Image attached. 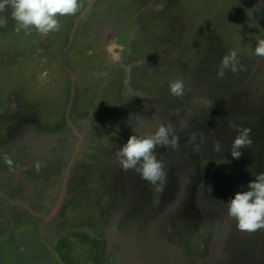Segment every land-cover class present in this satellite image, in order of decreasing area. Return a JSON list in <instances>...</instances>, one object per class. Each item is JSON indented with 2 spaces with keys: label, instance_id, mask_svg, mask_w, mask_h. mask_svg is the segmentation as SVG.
I'll use <instances>...</instances> for the list:
<instances>
[{
  "label": "rangeland",
  "instance_id": "rangeland-1",
  "mask_svg": "<svg viewBox=\"0 0 264 264\" xmlns=\"http://www.w3.org/2000/svg\"><path fill=\"white\" fill-rule=\"evenodd\" d=\"M2 15L0 264H264V230L226 207L264 172V0H81L47 35ZM231 50L245 70L218 79ZM160 123L180 136L156 150L163 192L115 156ZM236 126L252 129L239 159Z\"/></svg>",
  "mask_w": 264,
  "mask_h": 264
},
{
  "label": "clouds",
  "instance_id": "clouds-1",
  "mask_svg": "<svg viewBox=\"0 0 264 264\" xmlns=\"http://www.w3.org/2000/svg\"><path fill=\"white\" fill-rule=\"evenodd\" d=\"M80 7L81 0H0V21L5 19L2 14L11 9V18L20 28L25 30L34 28L38 33L47 35L59 31L60 18L74 16ZM255 55L264 58V39L257 41ZM225 70H230L232 73L245 70L236 50H231L222 58L217 72L218 79L225 76ZM47 75V72L41 73V78L44 79ZM169 90L176 98L182 99L186 95V85L180 79L170 83ZM211 104L212 102L209 106ZM236 131L237 135L232 142L230 154L234 159H239L243 154L241 150L249 148L253 143L252 129L236 126ZM188 142L193 145V152L198 153L205 141L201 138L197 143V134L193 132ZM158 147L172 151L179 150L180 136L171 124L160 123L156 126V130L148 135L130 136L127 143L115 152V156L123 171L134 170L141 180L159 185V191L163 192V186L167 184L168 172L165 170L164 160L158 157L156 151ZM212 151L221 153L222 144L219 140L212 143ZM3 159L6 164L12 165L13 161L8 155H4ZM42 166V163L37 161L36 171L39 172ZM247 189L237 192L226 204L227 214L236 222L239 231L254 233L264 230V172L256 174L254 180L248 183Z\"/></svg>",
  "mask_w": 264,
  "mask_h": 264
},
{
  "label": "flooded vegetation",
  "instance_id": "flooded-vegetation-1",
  "mask_svg": "<svg viewBox=\"0 0 264 264\" xmlns=\"http://www.w3.org/2000/svg\"><path fill=\"white\" fill-rule=\"evenodd\" d=\"M41 179V178H40ZM181 187L179 188V187H177V188H175L178 192H180V193H178V196H180V197H182V199H184V196H185V193H186V191L185 190H183V193L181 192L182 191V189H184L185 188V184L184 183H181ZM47 190H48V188H47ZM52 190H54V189H52ZM180 190V191H179ZM43 203H44V200L42 201ZM46 204V202L44 203V205ZM132 252V251H131ZM133 253H134V251H133Z\"/></svg>",
  "mask_w": 264,
  "mask_h": 264
},
{
  "label": "water",
  "instance_id": "water-1",
  "mask_svg": "<svg viewBox=\"0 0 264 264\" xmlns=\"http://www.w3.org/2000/svg\"><path fill=\"white\" fill-rule=\"evenodd\" d=\"M183 190L187 191L186 184H185V188H184ZM178 197H179V196H178ZM178 197H176V202H177V200H178V202L181 200V199L178 198ZM183 200L186 202V199H185V198H184ZM184 201L179 202L178 204L181 205ZM58 203H59V201H58ZM57 205H58V204H57ZM56 208H57V207L55 206V209H54L53 211H55ZM255 258H256V257H255ZM217 264H218V263H217Z\"/></svg>",
  "mask_w": 264,
  "mask_h": 264
}]
</instances>
